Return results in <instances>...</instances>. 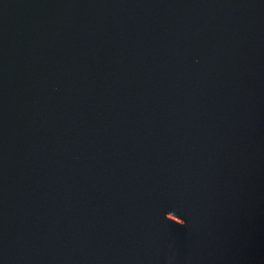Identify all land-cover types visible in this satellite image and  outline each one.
I'll list each match as a JSON object with an SVG mask.
<instances>
[{"label":"water","instance_id":"obj_1","mask_svg":"<svg viewBox=\"0 0 264 264\" xmlns=\"http://www.w3.org/2000/svg\"><path fill=\"white\" fill-rule=\"evenodd\" d=\"M0 264H264V0H0Z\"/></svg>","mask_w":264,"mask_h":264}]
</instances>
